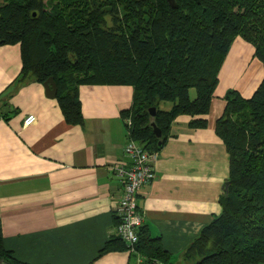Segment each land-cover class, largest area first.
<instances>
[{
	"label": "trees",
	"instance_id": "trees-1",
	"mask_svg": "<svg viewBox=\"0 0 264 264\" xmlns=\"http://www.w3.org/2000/svg\"><path fill=\"white\" fill-rule=\"evenodd\" d=\"M171 1L177 8L170 0H0V46H20L19 83L54 78L70 125L84 124L80 87H132L133 106L122 113L132 124L125 123L129 140L159 152L177 118L191 117L194 129L208 126L203 117L236 38L251 44L264 66V0ZM225 100L216 124L230 162L222 211L182 257L189 264H264V79L252 97L231 90ZM163 102L172 110H160ZM3 240L0 220V264H26ZM110 248L128 250L119 237L104 251ZM136 249L146 264L170 263L160 238L145 228Z\"/></svg>",
	"mask_w": 264,
	"mask_h": 264
},
{
	"label": "crops",
	"instance_id": "crops-1",
	"mask_svg": "<svg viewBox=\"0 0 264 264\" xmlns=\"http://www.w3.org/2000/svg\"><path fill=\"white\" fill-rule=\"evenodd\" d=\"M19 45L0 46V220L4 248L26 264H139L137 255L110 248L118 239L116 207L123 195L113 172L127 161L128 130L122 117L133 106L130 86H82L84 124L66 122L43 85L17 81ZM264 79V66L248 42L236 38L219 74L204 129L177 118L157 152L156 179L138 197L142 228L160 238L169 264L182 257L202 229L222 211L229 154L216 134L226 94L250 98ZM162 111L173 104L163 102ZM29 116L36 122L25 125ZM141 228V229H142ZM141 231V230H140ZM141 255V254H140ZM143 256V255H141Z\"/></svg>",
	"mask_w": 264,
	"mask_h": 264
},
{
	"label": "built area",
	"instance_id": "built-area-1",
	"mask_svg": "<svg viewBox=\"0 0 264 264\" xmlns=\"http://www.w3.org/2000/svg\"><path fill=\"white\" fill-rule=\"evenodd\" d=\"M35 122L36 117L29 116L24 123L30 126ZM125 123L128 126L132 125L130 120ZM125 156L127 161H120L113 167V172L123 189V195L116 207L118 217L116 233L128 249L134 251L139 242V229L143 226L138 197L142 189L156 179L154 164L158 153L148 152L141 144L129 140L125 147Z\"/></svg>",
	"mask_w": 264,
	"mask_h": 264
},
{
	"label": "water",
	"instance_id": "water-1",
	"mask_svg": "<svg viewBox=\"0 0 264 264\" xmlns=\"http://www.w3.org/2000/svg\"><path fill=\"white\" fill-rule=\"evenodd\" d=\"M170 2L174 8H177L176 5L173 4V1L170 0ZM43 86L45 88L46 96L49 99H56L57 98L58 87H57V84H56L54 78H50L47 82H45L43 84ZM150 115L152 118L155 117V115H156V109L155 108H152L150 110ZM151 125L153 127V131H154L155 136L161 140L162 139V131L157 127L156 123L153 122ZM158 146L160 149L163 147L162 141L159 142ZM226 186L228 187V184H226Z\"/></svg>",
	"mask_w": 264,
	"mask_h": 264
},
{
	"label": "rangeland",
	"instance_id": "rangeland-1",
	"mask_svg": "<svg viewBox=\"0 0 264 264\" xmlns=\"http://www.w3.org/2000/svg\"><path fill=\"white\" fill-rule=\"evenodd\" d=\"M157 161V160H156ZM143 221H144V219H143ZM117 225H118V222H117ZM140 230H141V228L139 229V233H140ZM117 234V233H116ZM127 246V245H126ZM128 248V247H127ZM130 254H132V255H137L138 256V259H139V264H146L145 262H144V257L143 256H141L139 253H138V251H137V249L136 250H134V251H130L129 249L127 250Z\"/></svg>",
	"mask_w": 264,
	"mask_h": 264
}]
</instances>
